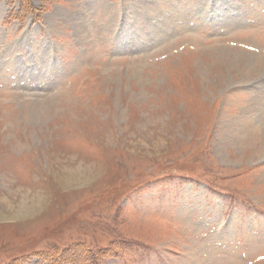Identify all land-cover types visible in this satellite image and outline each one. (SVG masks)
I'll return each mask as SVG.
<instances>
[{
  "label": "rangeland",
  "instance_id": "obj_1",
  "mask_svg": "<svg viewBox=\"0 0 264 264\" xmlns=\"http://www.w3.org/2000/svg\"><path fill=\"white\" fill-rule=\"evenodd\" d=\"M30 2L0 0V264H264V0Z\"/></svg>",
  "mask_w": 264,
  "mask_h": 264
},
{
  "label": "trees",
  "instance_id": "obj_2",
  "mask_svg": "<svg viewBox=\"0 0 264 264\" xmlns=\"http://www.w3.org/2000/svg\"><path fill=\"white\" fill-rule=\"evenodd\" d=\"M25 1L26 0H20V5H19V8L16 9V13H10L9 14V18H10V21L12 20H16V19H19V21L22 19V16L25 13H28V10H33L34 6L31 4L30 0H27L28 2V5L25 6ZM15 10V9H14ZM14 14H17V15H14Z\"/></svg>",
  "mask_w": 264,
  "mask_h": 264
},
{
  "label": "bare ground",
  "instance_id": "obj_3",
  "mask_svg": "<svg viewBox=\"0 0 264 264\" xmlns=\"http://www.w3.org/2000/svg\"><path fill=\"white\" fill-rule=\"evenodd\" d=\"M102 1V0H101ZM103 4H104V2H103Z\"/></svg>",
  "mask_w": 264,
  "mask_h": 264
}]
</instances>
